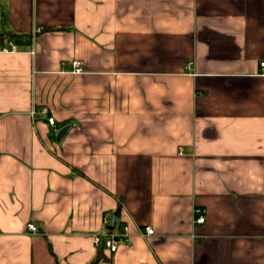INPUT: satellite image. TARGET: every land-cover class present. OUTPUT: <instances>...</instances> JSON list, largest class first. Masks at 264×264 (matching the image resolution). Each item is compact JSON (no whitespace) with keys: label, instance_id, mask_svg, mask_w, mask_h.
Listing matches in <instances>:
<instances>
[{"label":"crops","instance_id":"0c3cea01","mask_svg":"<svg viewBox=\"0 0 264 264\" xmlns=\"http://www.w3.org/2000/svg\"><path fill=\"white\" fill-rule=\"evenodd\" d=\"M0 33V264H90L116 214L99 264H264V0H0Z\"/></svg>","mask_w":264,"mask_h":264},{"label":"built area","instance_id":"2783aa9c","mask_svg":"<svg viewBox=\"0 0 264 264\" xmlns=\"http://www.w3.org/2000/svg\"><path fill=\"white\" fill-rule=\"evenodd\" d=\"M40 31V29H38ZM0 50L4 52H14L17 50V46L14 45L13 42L5 43L3 46H0ZM73 65V72L74 73H81L83 71V68L81 66V62L76 60L72 63ZM260 67L262 69V73L264 74V61L260 63ZM49 107L47 106H41V107H33L30 114L33 118L37 117L38 115H48L49 114ZM48 122L51 126H56V120L53 116H48ZM180 153H182L180 151ZM206 213L207 210L202 207H198L194 211V222L196 224H204L206 221ZM112 218L111 216H105L104 217V226L107 227V231L105 233H96L94 234V243L96 246H105L107 250L110 252H116L119 248V237L120 235L117 233H114V231H110L111 229H108V225L111 223ZM27 228L29 231L35 233L38 231V227L34 223H30L27 225ZM125 232L121 235L125 239H129V233L127 230V227L124 228ZM154 233V229L150 226L145 228L144 234L145 235H152Z\"/></svg>","mask_w":264,"mask_h":264},{"label":"trees","instance_id":"16d2710c","mask_svg":"<svg viewBox=\"0 0 264 264\" xmlns=\"http://www.w3.org/2000/svg\"><path fill=\"white\" fill-rule=\"evenodd\" d=\"M12 36H13L12 34L0 33V46H3L5 44V41ZM110 231H114V230H110ZM98 248L100 250V253L90 264H99L101 261L107 259V257L103 253L106 250L105 246H99Z\"/></svg>","mask_w":264,"mask_h":264},{"label":"water","instance_id":"95a60500","mask_svg":"<svg viewBox=\"0 0 264 264\" xmlns=\"http://www.w3.org/2000/svg\"><path fill=\"white\" fill-rule=\"evenodd\" d=\"M68 129H69V126H65L57 131L56 135H57L58 140H61L63 138V136L65 135ZM115 226H116V215L113 216L112 221L109 224V228L113 230Z\"/></svg>","mask_w":264,"mask_h":264}]
</instances>
